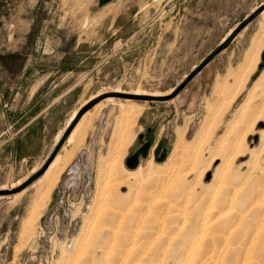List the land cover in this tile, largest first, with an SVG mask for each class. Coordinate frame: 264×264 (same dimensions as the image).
I'll list each match as a JSON object with an SVG mask.
<instances>
[{
  "label": "rangeland",
  "instance_id": "1",
  "mask_svg": "<svg viewBox=\"0 0 264 264\" xmlns=\"http://www.w3.org/2000/svg\"><path fill=\"white\" fill-rule=\"evenodd\" d=\"M262 34L264 0H0V264H264Z\"/></svg>",
  "mask_w": 264,
  "mask_h": 264
},
{
  "label": "bare ground",
  "instance_id": "2",
  "mask_svg": "<svg viewBox=\"0 0 264 264\" xmlns=\"http://www.w3.org/2000/svg\"><path fill=\"white\" fill-rule=\"evenodd\" d=\"M262 35H264V34H262ZM260 40V39H259ZM259 42V41H258ZM263 65H264V63H263ZM263 77V76H262ZM258 86V85H257ZM260 87V86H259ZM114 93V92H113ZM116 93H119V92H116ZM99 95H95V96H92L89 100H87V101H85L83 104H82V106H84L85 104H87L90 100H92V99H94V98H96V97H98ZM109 103L111 102H114V100H112V99H109V100H107ZM107 102V103H108ZM106 107V106H105ZM104 108V104H101V103H99V104H97L94 108H93V112H95V111H99V110H101V109H103ZM124 112L125 113H127V114H129L130 113V111L129 110H124ZM123 113V112H122ZM124 114V113H123ZM75 115H76V113H74L73 114V116L72 117H70V119L68 120V123H67V125H66V128H68V127H70L71 126V124L75 121V119H76V117L78 116H76L75 117ZM86 115H91V113H87V114H85L84 116H83V118L81 119V120H79L78 122H76V124L74 125V127L71 129V131H70V133H69V135H68V137H67V141L66 142H64L65 144H64V146L65 147H67L66 145H76L80 140H81V130H82V127H83V125H84V123L86 122ZM126 115V114H125ZM75 117V118H74ZM127 117V116H126ZM83 135V134H82ZM61 136H62V132L58 135V137L56 138V142H55V144L58 142V141H60V138H61ZM154 148V147H153ZM152 148V149H153ZM62 150V149H61ZM169 154V153H168ZM150 156H151V153H150ZM150 156H149V158H150ZM168 156V155H167ZM148 158V159H149ZM148 159L146 160V161H141L143 164L145 163V162H147L148 161ZM166 160V159H165ZM141 162H140V164H141ZM139 164V165H140ZM62 167H64V160H63V158L60 156V155H57V157L55 156L51 161H50V163L46 166V168H45V170L43 171V173L41 174V176L39 177V179L37 180V182L35 183V184H33V186L34 185H36L37 184V186H40V187H42L43 185H47L48 187H51V186H54L55 185V183H57V181L59 180V177H60V175L62 174V172H63V169H62ZM139 167V166H138ZM137 167V168H138ZM127 169V168H126ZM128 170V169H127ZM136 170V169H135ZM129 171H131V170H129ZM132 171H134V170H132ZM22 183L21 182H16L13 186H12V188H15V187H18V186H20ZM36 187V186H35ZM173 202V201H172ZM180 202V201H179ZM224 209V208H223ZM166 211V210H165ZM149 212V211H148ZM262 214V213H261ZM145 216V215H144ZM220 216V215H219ZM205 217V216H204ZM183 219V218H182ZM188 219V218H187ZM180 222V221H179ZM182 222V221H181ZM182 223H184V222H182ZM204 224V223H203ZM164 225V224H163ZM186 227V226H185ZM202 227H203V225H202ZM182 228V227H181ZM203 232V231H202ZM260 233V232H259ZM201 238V237H200ZM191 248V247H190ZM194 249V248H193ZM263 250V249H262ZM194 251V250H193ZM187 252V251H186ZM189 253V252H188ZM190 254V253H189ZM188 254V255H189ZM191 257V256H190ZM193 260V259H192ZM189 262H190V260H189ZM218 262V261H217ZM222 262V261H221ZM193 263V262H192ZM247 263V262H246ZM263 263V262H262ZM187 264V263H186ZM190 264V263H189ZM260 264V263H259Z\"/></svg>",
  "mask_w": 264,
  "mask_h": 264
},
{
  "label": "water",
  "instance_id": "3",
  "mask_svg": "<svg viewBox=\"0 0 264 264\" xmlns=\"http://www.w3.org/2000/svg\"><path fill=\"white\" fill-rule=\"evenodd\" d=\"M261 61H262V64L259 66V68H261L263 66V63H264V53L262 54L261 56ZM95 100H93L94 102ZM92 102V103H93ZM83 115V111L76 117L75 121L72 123V125L70 127H68V129L66 130V132L62 135L60 141L58 142L57 146H56V149L53 151L51 157H50V160L49 162L47 163V165L50 163V161L53 159L54 155L56 154L58 148L63 144V142L66 140V138L68 137L71 129L74 127V125L76 124V122L81 118V116ZM149 131V129H148ZM139 139H142L143 141L144 140V135H141L138 137ZM152 144L151 142H146L144 143L143 145H141L140 149L138 150L137 153H133L130 157H128L125 161V167L128 169V170H135L137 169V167L139 166L140 162L143 160V161H146L149 156H150V153H151V149H152ZM171 149V147H170ZM170 149H167L163 152V154L158 157L157 156V163H162L165 161V159L167 158V155L168 153L170 152ZM39 175H41V173H39Z\"/></svg>",
  "mask_w": 264,
  "mask_h": 264
},
{
  "label": "crops",
  "instance_id": "4",
  "mask_svg": "<svg viewBox=\"0 0 264 264\" xmlns=\"http://www.w3.org/2000/svg\"><path fill=\"white\" fill-rule=\"evenodd\" d=\"M108 6H113V4H107L106 6H104V7L102 8L100 14H102L103 11L106 10V8H108ZM113 9H114V6H113ZM112 12H113V11H112ZM109 13H110V12H109ZM109 13H108V12L105 13V16H107ZM100 14H99V15H100ZM74 113H76V115H77L78 110L73 111L70 117H72ZM76 115H75V117H76ZM75 117H74V118H75ZM69 119H70V118H69ZM69 119H68V120H69ZM66 124H67V122H66ZM66 124H65V128H63V129H62V130L56 135V137H55V142H56V138L58 137V135H59L61 132H62V134H63V132L65 131V129H66ZM23 137H25V135H23ZM61 137H62V136H61ZM13 141H15V140H13ZM66 141H67V140H66ZM66 141H65V142H66ZM54 144H55V143H54ZM64 144H65V143H64ZM66 146H67V147H65V146L63 145V147L61 148V149H62L61 152H65V149L68 148V147H70L71 145H69V146L66 145ZM63 150H64V151H63ZM37 155H38V154H37ZM25 157H29V158H31V157H33V155L30 156V154H26ZM61 157L63 158L62 154H61ZM65 168H66V167H65Z\"/></svg>",
  "mask_w": 264,
  "mask_h": 264
},
{
  "label": "flooded vegetation",
  "instance_id": "5",
  "mask_svg": "<svg viewBox=\"0 0 264 264\" xmlns=\"http://www.w3.org/2000/svg\"><path fill=\"white\" fill-rule=\"evenodd\" d=\"M145 136H147V135H145ZM144 139H145V138H144ZM140 140H142V139H140ZM146 142H150V141H144L143 144L146 143ZM143 144H142V145H143ZM140 147H141V146H140ZM140 147L135 151V153L138 152V150L140 149ZM164 150H166V149H162V148H160L159 151H158V153L163 154Z\"/></svg>",
  "mask_w": 264,
  "mask_h": 264
}]
</instances>
